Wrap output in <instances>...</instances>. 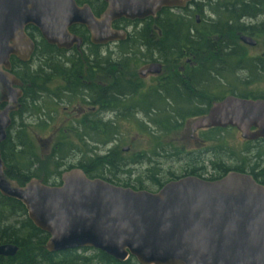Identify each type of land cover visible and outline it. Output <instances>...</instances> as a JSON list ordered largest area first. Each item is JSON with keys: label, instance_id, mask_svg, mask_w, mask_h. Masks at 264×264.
Segmentation results:
<instances>
[{"label": "water", "instance_id": "water-1", "mask_svg": "<svg viewBox=\"0 0 264 264\" xmlns=\"http://www.w3.org/2000/svg\"><path fill=\"white\" fill-rule=\"evenodd\" d=\"M100 1L106 8L96 18L88 5L73 0H0V105L5 104L0 144L22 98V83L7 72L9 57L27 63L34 50L26 27H35L47 44L68 50L81 46L68 29L83 26L90 43L100 46L125 38L123 31L111 29L115 20L156 19L163 9L183 10L191 2ZM238 40L256 46L249 36ZM160 72L154 63L144 73ZM210 128L235 129L249 142L264 139V100L226 96L214 102L189 126L192 135ZM60 180L56 187L35 178L19 186L6 176L0 154V196L23 205L27 219L47 235L49 254L96 250L119 263L132 257L137 264H264V186L248 174L228 172L216 181L186 176L155 193L89 179L80 169L64 172ZM17 252L15 245H0V258Z\"/></svg>", "mask_w": 264, "mask_h": 264}, {"label": "trees", "instance_id": "trees-1", "mask_svg": "<svg viewBox=\"0 0 264 264\" xmlns=\"http://www.w3.org/2000/svg\"><path fill=\"white\" fill-rule=\"evenodd\" d=\"M91 7L94 9L98 8V6ZM263 14L264 0H191L183 10L163 9L157 14L156 20L149 19L144 30L147 33L142 35L141 45L151 49V51H157L156 55L164 66H176L184 58H191L190 61L196 63L198 67L194 69V74L189 73L185 78L191 82L189 84L192 88L189 87V90L194 89L199 94L203 92L207 95V86L201 87L200 85H202V79H209L214 82L212 98L214 102L220 101L226 96L264 100V94L249 89L250 85L256 84L261 80L264 81V53L260 56L249 57L246 55V48L238 40L240 35L249 36L252 39L263 35L264 38V24L253 23L257 17ZM196 16L198 23H196ZM154 28H156V31ZM158 32L160 33L159 37L157 35ZM153 34L155 37L152 36ZM196 58H199V60ZM208 59H211V63ZM45 62L48 65L51 64L53 72L61 74L66 70L64 64H59L55 60L47 59ZM71 62L77 63L78 60L77 62H73V60ZM240 75L245 76L240 77ZM44 78L47 77L45 76ZM21 79L24 84V90L23 97L20 100V112L32 115L33 113H30L31 110L27 106L28 103L35 104L33 98L36 90L31 71L25 69ZM166 79H175V77ZM38 88L40 90L43 89L41 87ZM168 94L167 99L163 100L164 106L169 109V111L168 109L165 110V118L162 117L161 113L155 114L152 110L149 115L145 112V116L149 117V123L155 126L156 131H158L156 133H161V135L178 130L186 119L198 115V112H192L193 105H188L184 108L179 103L175 87ZM118 103V106L125 105L123 101ZM151 105L160 107L157 101L154 102V100L151 101ZM34 106L33 109H35L36 113L39 108L36 105ZM129 108L127 107L126 110H129ZM128 116L133 117L131 115ZM105 126V129L103 127L102 130L97 128L98 131L95 129L93 133L87 132L82 135V144L87 147L85 141H88L96 145L108 146L115 142L116 135L108 129L112 128L114 130V124L111 127V122L108 121ZM19 128L14 135L7 131L5 141L0 144V154L5 166V174L19 186H23L33 178L47 185L48 175L42 174V176H38L35 171L40 168L41 164L39 163L33 139L26 127L22 126V128ZM224 131L225 129H213L216 143L221 140L219 137ZM75 137L78 141L81 139L79 134H76ZM258 143L262 145L260 148L255 150L254 148H244L240 152L243 160L238 165L230 169L220 164L217 167L220 173L219 176L209 178L206 181H216L224 177L228 172H237L252 176L256 183L264 186V139L253 142V144ZM246 144L251 145L252 143ZM69 146L73 147L71 143L67 147ZM252 146L255 147L254 145ZM6 147H8L7 150ZM219 150L224 152L227 149L220 145ZM167 154L174 156L178 153L171 152ZM167 154L165 153V155ZM124 155L123 149H119L117 145L108 149L106 154L102 156L97 155L91 149L85 150L82 171L89 179H101L114 184L111 178L104 177L105 174L115 175L120 173L121 169L126 167L128 161L132 165L137 163L140 158L142 159L149 155H152V157L159 156L154 149L148 154L142 152L138 157L139 159L137 158L135 161H132L134 157L133 159L125 160ZM55 156L56 154H52L51 158L54 157V160L57 161ZM149 161L151 160L148 159ZM54 164L56 166V163ZM34 168L36 169L34 170ZM77 168L81 169L80 163ZM70 169L72 167H69ZM150 170L147 171L146 175L150 176L148 180L151 184H154L153 186L157 190L172 180L180 179L175 177L163 183L156 176L157 169L151 168ZM196 171L191 169V172L184 176L200 178ZM135 183H137L135 186L123 184L121 187L131 188L136 191L144 190L141 182L136 181ZM50 185L60 186L61 184L51 183ZM114 185L118 186L117 184ZM47 238L46 234L37 230L27 219L26 211L22 204L0 196V245L12 244L18 248V252L13 258H0V264H137L132 257L123 263H119L96 250L49 254L45 250Z\"/></svg>", "mask_w": 264, "mask_h": 264}, {"label": "flooded vegetation", "instance_id": "flooded-vegetation-1", "mask_svg": "<svg viewBox=\"0 0 264 264\" xmlns=\"http://www.w3.org/2000/svg\"><path fill=\"white\" fill-rule=\"evenodd\" d=\"M73 1L79 7L88 5L96 18L106 8V4L100 0ZM91 6H98V8H95V10ZM149 19L156 20L151 18L134 21L126 19L115 20L111 23V29L113 31H123L125 38L121 41L110 42L100 46L90 43V35L85 27L74 25L68 29V33L80 38L81 46L77 48L74 45L68 50L47 44L35 27L28 26L25 28V34L34 44L31 58L29 62L22 63L17 57L10 56L8 60L9 70L7 72L22 83L19 89L23 97L24 84L21 79L22 73L20 72L25 67H31L29 70L34 78L36 90L33 102L36 106H39V110L35 113V126L36 129L46 128L45 130L50 133L49 138L37 140L36 143L40 148H44L47 152L50 150V154L60 156L59 150L61 151V147H65L70 142L67 140L70 136L76 138V134L81 135V139L78 142L82 145V135L87 132L93 133L97 128L99 130H102V127L105 129V123L108 121L111 122V127L114 124V130L112 128L108 129L116 135L117 126L115 123L119 118H129L130 116L128 115L133 117L142 115L148 119L149 117L145 116V112L149 115L151 110L155 114L161 113L162 117L165 118V110L168 108L164 106L163 100L167 99L169 91L175 87L179 103L184 108L188 105H193L192 112H198L197 116L186 119L188 121V140L194 141L200 148H204L202 150L203 156L208 157L210 155V145L213 143V138L209 134L214 128L198 130L192 135L189 126L193 120L206 115L214 103L212 99L214 82L209 79H202V85L200 86H207V95L203 92L199 94L194 89H191L190 80L185 78L189 73L194 74V69L198 67L196 63L190 61L191 58H184L185 66H179L180 64L172 66L175 68L170 70L171 73L162 76L164 64L161 63L156 55L157 51H151V49L141 45L142 35L147 33L144 30ZM157 35L159 37L160 33L158 32ZM47 59L64 64L66 69L64 73L53 72L51 64L48 65L45 62ZM196 59L199 60V58ZM72 60L73 62L78 60V62L72 63ZM208 61L211 63V59H208ZM154 63L161 66V72L157 75L144 73ZM45 76L47 78H44ZM169 77H175V79H166ZM38 87L43 89L40 90ZM189 87H191V90H189ZM65 99L71 100V102L69 101L66 106L62 107L61 118L57 117L56 111L53 109L49 110L48 107L47 113L40 110L41 108L46 109L45 104L57 106ZM20 100L18 101L19 103ZM72 100L74 101L72 102ZM152 100L154 102L157 101L160 107L152 106ZM119 101H123L125 105L118 106ZM130 106L131 108H129ZM4 107L5 104L0 105V110ZM127 107L129 110H126ZM20 109L21 103L20 108L9 115L10 127L8 131L14 122V115L20 112ZM106 117L108 118L105 120ZM203 133L207 134L206 139L197 138L198 135L202 136ZM113 143L110 145L114 146ZM79 163L82 171V156ZM72 169L79 168L74 167Z\"/></svg>", "mask_w": 264, "mask_h": 264}, {"label": "rangeland", "instance_id": "rangeland-1", "mask_svg": "<svg viewBox=\"0 0 264 264\" xmlns=\"http://www.w3.org/2000/svg\"><path fill=\"white\" fill-rule=\"evenodd\" d=\"M174 13L178 14L179 12ZM253 23L264 24V14L257 17ZM153 36L155 37L154 34ZM253 39L256 42L255 47L251 48L244 45L246 48V55L249 57L260 56L264 53L263 35ZM184 62L185 60L183 59L179 66H185ZM30 68L31 67L23 68L20 73H23L25 69ZM172 68L175 67L163 66L162 76L169 75ZM244 76L245 75H240V77ZM249 89L264 94V81L261 80L256 84L250 85ZM55 91L58 92L56 89ZM69 101L71 102V100L65 99L57 104V106H54V104H45L46 109H41H43V111L46 113L47 107L49 110L53 109L56 111L57 117L61 118V109L62 107L66 106ZM73 101L74 100H72V102ZM34 105L30 103L27 104L28 108L31 110L30 113H33L32 115L26 112H18L16 115H14V122L9 131L11 135H14L15 131L17 132L20 129L19 127H26V130H28L36 146L39 163L41 164L38 170H35L36 168H34V170L38 176H42V174L48 175L47 185L51 186V183H60L61 173L69 170V167H77L81 156L83 161L85 150L87 151L88 149H91V151L97 155L102 156L106 154L108 149L113 147L111 145H96L88 141H85V144L87 143V147H85V145H81V143H79L76 138L70 136L67 140L70 141L69 143H71L73 147H67L69 143H67L65 147L62 146L61 151L59 150L61 155L55 156L57 157V161H55L54 157L51 158L52 154H50V150L47 152V150L40 148L36 143L38 139L49 138L50 133L45 130L46 128L36 129L35 109H33L35 107ZM107 118L108 117H106L105 120ZM187 122V120L184 121L182 126L176 131L167 133L166 135H161V133H156L158 131H156L155 126L148 123V119L142 115L129 118H119L115 123L117 126V134L115 136V142L113 145H117L119 149L127 148V150L124 152L125 155L123 156L125 157V160H129V158L133 159L134 157L132 161H135L142 152L148 154L151 153L153 149L159 156L152 157V155H147L148 157H143L142 159L140 158L137 163L132 165L130 161H128L126 167L122 168L120 173H116L115 175L105 174L104 177L111 178L112 182L117 184L118 187H121L123 184L135 186L137 185L135 182L139 181L142 184V188H144L143 191L155 193L158 190L155 186H153L154 184H151V182L148 180L150 176L146 175L147 171H151V168L157 169L156 176L163 183L166 180H172L171 178H181L185 174L191 172V169L197 170V173L201 179L208 180L209 178H215L219 176L220 173L217 167H219L220 164H223L226 168L232 169L242 162L243 156L240 154V152H242L244 148H254L255 150L256 148H260L262 146L261 143L253 144L255 141L250 142L252 143L251 145H247L246 143H249V141L243 140L237 130L226 128L225 131L221 133V137H219L221 140L218 143H216L214 140L213 131L210 132L209 136L213 138V143L210 145V155L206 157L202 154V150L204 148H200L196 142L188 140L187 136L189 134ZM206 136L207 134L203 133L202 136L198 135L197 138L199 137V139H206ZM220 145H223L227 150L224 152L220 151ZM7 149L8 147H6V150ZM171 152H176L178 154L174 156L167 154ZM165 153L167 155H165ZM148 159H150L152 162H148ZM54 163H56V166Z\"/></svg>", "mask_w": 264, "mask_h": 264}, {"label": "bare ground", "instance_id": "bare-ground-1", "mask_svg": "<svg viewBox=\"0 0 264 264\" xmlns=\"http://www.w3.org/2000/svg\"><path fill=\"white\" fill-rule=\"evenodd\" d=\"M119 59H120V58H119ZM111 60H112V59H111ZM108 62H109V61H108ZM123 62H124V61H123ZM123 62H122V63H123ZM103 63H105V62H103ZM111 64H112V63H111ZM116 64H117V63H116ZM105 65H106V64H105ZM120 65H121V64H120ZM118 66H119V65H118ZM121 66H122V65H121ZM125 66H126V65H125ZM105 67H106V66H105ZM12 258H13V257H12Z\"/></svg>", "mask_w": 264, "mask_h": 264}]
</instances>
